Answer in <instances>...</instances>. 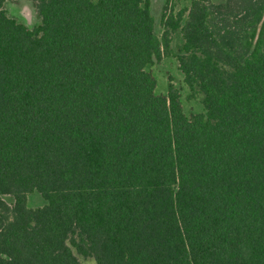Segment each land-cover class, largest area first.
I'll return each mask as SVG.
<instances>
[{
	"label": "trees",
	"instance_id": "trees-1",
	"mask_svg": "<svg viewBox=\"0 0 264 264\" xmlns=\"http://www.w3.org/2000/svg\"><path fill=\"white\" fill-rule=\"evenodd\" d=\"M5 1L0 264H264V0H165L161 38L149 0ZM176 29L192 119L146 70Z\"/></svg>",
	"mask_w": 264,
	"mask_h": 264
},
{
	"label": "rangeland",
	"instance_id": "rangeland-1",
	"mask_svg": "<svg viewBox=\"0 0 264 264\" xmlns=\"http://www.w3.org/2000/svg\"><path fill=\"white\" fill-rule=\"evenodd\" d=\"M150 12L153 17L154 31L161 38L163 27L160 19L163 11L165 0H149ZM191 0H170L168 7L175 15L178 11L186 9ZM214 3H220L224 0H212ZM4 8L7 14L16 18L28 27H33L38 23L36 10L31 0H6ZM169 12L168 10L166 11ZM182 23V22H181ZM182 42L179 29L170 34V44L168 50H164L163 56L159 61H154L146 66V70L155 79V93L166 95L168 86L171 84L178 90L179 101L183 113L188 119L203 111L201 103V94L196 90L190 89L183 80V75L178 68L177 51ZM7 204H12V197L9 195L2 196ZM44 199L37 192L29 193L27 196V205L29 207H38L44 204ZM80 264H96L95 260L90 257H82L73 250Z\"/></svg>",
	"mask_w": 264,
	"mask_h": 264
}]
</instances>
